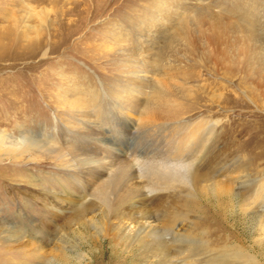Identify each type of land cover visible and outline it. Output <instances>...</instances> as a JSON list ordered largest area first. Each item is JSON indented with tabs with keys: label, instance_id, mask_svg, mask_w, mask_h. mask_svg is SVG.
Returning a JSON list of instances; mask_svg holds the SVG:
<instances>
[{
	"label": "rangeland",
	"instance_id": "374dc122",
	"mask_svg": "<svg viewBox=\"0 0 264 264\" xmlns=\"http://www.w3.org/2000/svg\"><path fill=\"white\" fill-rule=\"evenodd\" d=\"M75 1L0 0V264L49 260H54L51 264H233L236 247L246 254L263 255L264 262V230L258 216L260 212L264 219V24L244 31L254 38L247 45L257 57L260 76L243 69L242 60L236 61L240 52L231 45L205 46L208 29L200 30L199 52L167 45L182 31L196 36L190 11L181 24L166 30L160 46L149 50L136 45L137 27L146 26L144 12L156 17L158 2L167 0H118L117 4L91 0L92 5L104 4L99 12L108 3L112 7L93 21L85 14L73 15L77 21L68 25L70 31L65 29L40 48L39 39L47 38L58 23L57 12ZM204 1L205 13L199 10L205 16L217 9L215 4L225 5L227 11L220 7L222 19L221 13L229 14L234 0ZM42 9H46L43 21ZM34 10L37 13L32 15ZM224 15L229 24L240 22L231 24V30L224 21L228 27L224 34L241 37L242 21ZM38 26L42 28L32 29ZM9 27L24 45L8 44ZM122 29L131 43L115 38ZM33 43L35 50L29 48ZM141 66L157 72L148 74L146 99L151 90L155 92L153 86L160 83L166 89L167 85L178 107H184L181 124L200 132L198 142L191 145L192 155L199 156L194 163L195 186L163 188L160 201L148 206L157 225L176 227L182 238L135 239L117 220L105 218L103 207L92 202L94 196L88 199L86 208L91 211L86 217L85 210L59 202L49 190L64 171L50 147L69 150L72 143L65 139L66 133L77 135L90 120L112 130L99 135L109 140H97L103 156L100 163L105 166L110 155L122 156L125 167L143 163L159 136L171 138L172 130L164 129L159 120L147 123L150 132L136 134L137 117L120 112L116 105L120 94L135 95V71ZM69 95L78 101L70 103ZM93 99L101 111L88 120L82 111L94 109ZM122 195L114 205L130 202L128 194ZM55 208L62 209L59 216ZM26 226L39 236L30 237ZM209 249L215 259L208 258Z\"/></svg>",
	"mask_w": 264,
	"mask_h": 264
},
{
	"label": "bare ground",
	"instance_id": "6f19581e",
	"mask_svg": "<svg viewBox=\"0 0 264 264\" xmlns=\"http://www.w3.org/2000/svg\"><path fill=\"white\" fill-rule=\"evenodd\" d=\"M117 2L118 0H114L113 4H117ZM92 4L91 0H76L73 3L74 6H70L65 9L62 8L61 11H58L56 14V17L58 16L57 25L53 28V31L49 36H47V38L45 37V39H39L40 42L38 43V46L41 48V44L48 41L50 38V42H52L53 38L55 39L57 36L59 38V35L65 33V29L70 31V27H68V25L71 26L77 21L76 19L72 18L73 15L85 14L88 17V20L93 21L97 17L105 14L104 12L109 10V7L107 6L112 7V5L108 3L103 10L104 12L102 13V11L99 12L97 9H100L104 4L99 6ZM206 4L207 3H205L204 0H167L165 2H158L156 17L149 18V13L144 12L146 13V26L137 27L138 35L134 38L135 41L137 40L135 44L145 45L149 50L160 46L159 43L166 40V30L171 28L172 24L174 23L181 24L180 20H184V17L186 18L185 15L190 11L191 13L188 15V17L190 20L195 22L194 25L196 30L195 28L194 30L196 31V36L190 37L187 32L182 31V33H176V35L167 45L173 43L176 45L175 47L180 46L187 49L190 48V51L193 49V52H199L198 47H200V30L205 32L208 29L209 35L203 36V40H205V46L215 45V47H218L225 44L227 46L228 44L231 45L235 49L239 50L240 53L237 56L238 58L236 61H239V59L242 60L244 63L243 69L248 72H250L251 69L254 74L260 76L258 64L254 62V60L256 61L257 57L254 59V56L251 55L253 52L251 53L249 52L250 50L248 51L247 45L248 40L254 38H251L253 36H250L249 34L248 35L250 37H248L247 32L244 33V31H249L250 27H255L256 23H261L260 25L264 24V1L239 0V3H237L234 0L231 2L230 8L227 6L230 9H228L230 13L233 9L232 15H230L233 17L231 18L235 20L234 17H238L239 21H242L241 28L244 29L243 32L240 31V25L238 26L240 28L238 31L243 33L241 37L235 35L232 37H227L224 34L226 31L225 28H228L226 27L224 21L227 23V20H223L224 14L221 13L222 19H220L219 15L221 8L223 9L225 5L223 6V4L220 2V4L223 6L222 7L220 5V8L219 3H217V5L215 4L217 9H210L208 16H205L200 12L199 8L201 9L202 6ZM121 5L122 4L119 3V6ZM146 7H149V5H146ZM203 9H205V7L201 9L202 12L205 11ZM45 10L46 9H42V12H39L41 20L46 18ZM225 10L227 11V8ZM36 13V10L31 12L32 15ZM229 14L224 15V17L229 16ZM7 15L9 19L12 18V15ZM230 20L231 19L228 21ZM237 20L231 24H236L234 26H237V24L240 23H238ZM231 24L229 25L231 26L232 30ZM260 25L258 26L260 27ZM67 27L69 29H67ZM35 28L40 30L42 27H32V29ZM10 29L11 27H9V29L7 28L8 33H5L8 34L7 37H9L8 44L12 47L24 45L19 43V38L18 40L16 39L14 33L15 29ZM263 29L264 27L261 28V30ZM141 31L142 33H140ZM125 32L126 31H123L117 34L115 38L124 43H131L130 37ZM69 37L70 36H68V38ZM29 48H33L34 50L36 49L34 48V43L29 46ZM136 48L141 52L139 47ZM148 56H151V54ZM148 64L149 63H147V66ZM162 71V69H159V72L163 73V75H168V72ZM263 71L264 68L261 69V72ZM156 73L157 72L155 69H147L144 66H141L140 71H135L136 76L134 78L138 81H136L137 84L134 85L135 90L133 89V94L135 95H130L127 97L128 94H125V96L120 94L116 105L120 112L123 110L126 115L132 118L134 115L137 117L140 128L138 126L136 134L143 135L145 132L147 133V129L150 132L152 127L148 126L147 123L150 124L153 121H155L153 123H157L156 121L159 120L162 125H165L164 129L169 131L172 130L171 138L166 139L167 137L165 138L164 135L159 136L156 140V144L154 145L153 153L147 155L143 163H135L129 167H125L122 156H107V153L104 155L103 162L105 163V156H107L109 161L108 166H105L104 164L100 163V160L103 159V156H99L102 151L97 146V144L100 145L97 140H109L106 137L102 138L99 135L102 132H112V130L107 128V126L104 125L105 123L100 124L90 120L91 117L99 115V112L101 111V107L97 108L98 105L100 106V103L93 99L92 101L94 102V109L92 108L91 110L88 109L82 111L87 119L90 120V122L87 123V127H85L82 132H79V135H70L69 133H66L65 139L71 141L72 147L67 151L63 146L50 147L51 153L55 154L56 162L60 164V168L64 171L62 173V177L61 175H58V177L56 176L57 183L55 184V187H51L49 190L52 191L54 197L59 202L65 203L67 205H76L80 207V209H83V211L85 210L83 216L86 217L91 211L89 208H86L88 199L90 196H94L95 199L93 201H89H92L94 204H99V206L103 207L105 218L107 220H117V224L121 225L123 230L126 231L128 235L139 240L146 237L153 238L154 236H160L165 241L166 239L164 236L169 235L175 238H182V234L180 233V230H177L174 226L164 224L157 225L155 223L156 220L153 219L154 216L149 210L148 206L150 201H160L163 196V188L182 189L180 188L181 186H195L193 181L197 173L194 170V163L197 162L199 156L192 155L191 145H195L194 143H196V141L198 142L200 132L198 128L184 127L181 124L183 120L182 113L184 107H178V103L173 100V94L166 90L168 89L167 85H164L166 86V89L160 83L157 84V86H153L155 92H152L151 90L148 100L146 99V89L148 88L147 83L150 79L148 74L154 75ZM69 97L71 99L69 101L70 103L78 101V99L73 95H69ZM20 125L21 124L18 126ZM109 135L112 136L111 133ZM160 171H163L164 174H162V172L160 173ZM128 188L131 189L130 192L127 190ZM122 193L129 195L130 202L125 206H121V204L120 206L114 205V202H116L115 199H117L116 197L120 194L123 196ZM129 197L127 196V198ZM55 211L56 216H59L62 213V209L59 208H55ZM258 216L260 221L259 223H261L262 229L264 230L263 216L260 212ZM87 220H89V218ZM25 230L30 235V237L32 236L35 238L39 236L37 231H34L27 226ZM38 242L42 244L40 239ZM213 253V249H209L207 255L208 258L210 257L215 259L216 256L213 255ZM232 257L233 260L231 261L235 260L233 264H264L263 255L259 256L252 253L246 254L240 249V247H236V250H234L232 253ZM52 261L54 260H49L45 264H51ZM43 263L38 262L37 264ZM207 263L210 264L211 262L209 263V261H207Z\"/></svg>",
	"mask_w": 264,
	"mask_h": 264
}]
</instances>
